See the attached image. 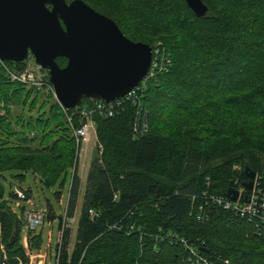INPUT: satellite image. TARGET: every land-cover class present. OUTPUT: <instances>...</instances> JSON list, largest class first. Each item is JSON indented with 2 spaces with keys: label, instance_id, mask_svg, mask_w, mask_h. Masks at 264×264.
Listing matches in <instances>:
<instances>
[{
  "label": "trees",
  "instance_id": "obj_1",
  "mask_svg": "<svg viewBox=\"0 0 264 264\" xmlns=\"http://www.w3.org/2000/svg\"><path fill=\"white\" fill-rule=\"evenodd\" d=\"M84 1L131 40L164 49L170 63L112 114L93 113L97 144L76 242L69 250L66 226L56 247L59 264H194L192 250L212 264H264L258 215L242 216L210 198H230L231 181L241 187L249 180L247 167L264 188V0H203L204 16L185 0ZM57 61L64 66L67 59ZM96 101L84 98L81 106ZM1 103L7 109L0 115V260L20 264L29 260L25 208H13L18 196L13 189L5 198L1 178L11 173L22 182L30 172L62 188L70 173L66 215L72 218L82 185L73 133L80 115L75 107L65 111L51 91L12 80L0 62ZM25 107L27 118L16 112ZM140 114L148 128L138 135ZM24 190L27 200L31 191ZM54 195L60 200L61 190ZM47 211L53 220L50 203ZM29 235L31 247H40L41 233Z\"/></svg>",
  "mask_w": 264,
  "mask_h": 264
},
{
  "label": "water",
  "instance_id": "obj_2",
  "mask_svg": "<svg viewBox=\"0 0 264 264\" xmlns=\"http://www.w3.org/2000/svg\"><path fill=\"white\" fill-rule=\"evenodd\" d=\"M197 16L208 6L185 0ZM29 54L49 73L55 98L74 108L84 98L107 103L125 96L149 73L153 47L133 41L111 17L84 0H0V58L22 62ZM65 57L61 66L57 58ZM243 186L250 189L255 172ZM237 199L234 181L227 191Z\"/></svg>",
  "mask_w": 264,
  "mask_h": 264
},
{
  "label": "built area",
  "instance_id": "obj_3",
  "mask_svg": "<svg viewBox=\"0 0 264 264\" xmlns=\"http://www.w3.org/2000/svg\"><path fill=\"white\" fill-rule=\"evenodd\" d=\"M0 62L3 64L6 73L11 77L12 80L20 81L24 84L34 86L38 89L45 90L46 92H52L55 96L54 86L51 83L50 79L47 80V75L49 74L47 70H45L39 63L36 62L35 57L32 54L24 60L25 67L22 70L16 69L14 66H9L7 61L2 60L0 58ZM170 63L169 57L165 54L164 49H161L159 46L153 47V59L151 63V67L149 69V73L147 77L144 79L142 83H144L147 79L154 76L158 72L167 69L168 64ZM141 83V84H142ZM140 84V85H141ZM134 87L130 92H128L125 96L117 98L109 103L105 101L98 100L92 105L81 106L78 105L77 108L78 114L80 115V124L78 126H73V133L77 142V154H81L82 147L87 143H89L91 135L90 128L95 125L94 120L92 119L93 113L100 111H108L109 114L113 113L115 105H119L122 102V98H134L136 94V90L139 86ZM62 105V104H61ZM107 105H109L107 107ZM63 109L67 111L69 108H66L64 105ZM68 120L72 124V116L68 115ZM148 123L141 114L139 115L137 122L134 126L135 134L141 135L145 131H147ZM239 194L236 200H232L231 198L225 197L223 195H211L210 198L216 202L218 205L223 206L226 209H230L239 213L242 216H256L260 219L261 223L264 225V188L260 185V175L255 173L253 178V185L250 189H246L244 186L238 187ZM14 192L20 199H26L27 193L24 189L20 187H14ZM205 213L202 208L198 213L197 218L203 219ZM24 226L28 229V232L37 233L38 228L45 223L47 219V213L45 210L40 209H26L23 212ZM62 229L60 231L59 236L61 235L63 229L68 225L70 218L66 215V209L64 211V215L62 216ZM60 240V238H59ZM29 241L26 240V244H23L25 247L26 255L29 257L27 263L23 261L20 264H31V257L35 248H29ZM3 246V245H2ZM2 246H0V255L3 250ZM192 253L196 257L194 264H212L206 258L199 255L196 251L192 250ZM60 258V249H56L55 254V262L54 264H59ZM0 264H7L5 260H0ZM36 264H51L47 260H43L39 262L37 260ZM53 264V263H52Z\"/></svg>",
  "mask_w": 264,
  "mask_h": 264
},
{
  "label": "rangeland",
  "instance_id": "obj_4",
  "mask_svg": "<svg viewBox=\"0 0 264 264\" xmlns=\"http://www.w3.org/2000/svg\"><path fill=\"white\" fill-rule=\"evenodd\" d=\"M48 93V92H47ZM53 100L50 98V101ZM50 101L47 102L46 109L50 105ZM52 103V101H51ZM6 106L4 103L0 104V115H3L6 111ZM18 109V108H17ZM23 110V114L25 118L28 117V107H25L23 109H18L16 112H19ZM35 113V112H34ZM90 141L87 143V146L82 147L81 154L78 153L77 155V164H78V174L81 177V192L79 195L78 200V206L75 212V215L70 218L68 225L72 228V234L70 238V244H69V250H73L75 242H76V230L78 227V219L81 212V205L83 200V194L84 189L86 186V179L88 170L90 167V163L92 160V157L94 155L96 144H97V137H96V127L93 124V126L90 128ZM37 145V143H35ZM5 178H1V181L3 182L5 186V198H10V192L14 189V187H23L24 189H30L31 195L28 196L27 200H23L20 198H17L15 200L11 201V205L13 208L20 212V207L24 206L26 209H40L45 210L48 217V203L51 204L53 207V213H54V219H46L45 223L41 225L37 233H41L42 242L40 247H36L33 251L32 257H31V264H36L37 260L39 262H42L43 260H47L51 264L55 262V254H56V247L59 239V222L60 217L64 215V211L66 209V203L68 198V191L70 187V173L67 176V179L65 181V185L60 188V186L57 184L52 187H48L45 184H43L40 181L39 176H35L32 173H27L26 178L24 181L20 182L17 178L11 175V173H5ZM239 187V186H237ZM57 190H61V198L58 200L56 196L54 195V192ZM24 210V211H25ZM23 211V212H24ZM28 232V229L24 226L22 229V243L26 244V240L29 241V234L26 235ZM31 245L29 244V248Z\"/></svg>",
  "mask_w": 264,
  "mask_h": 264
},
{
  "label": "crops",
  "instance_id": "obj_5",
  "mask_svg": "<svg viewBox=\"0 0 264 264\" xmlns=\"http://www.w3.org/2000/svg\"><path fill=\"white\" fill-rule=\"evenodd\" d=\"M97 137V136H96ZM97 142V141H96Z\"/></svg>",
  "mask_w": 264,
  "mask_h": 264
}]
</instances>
